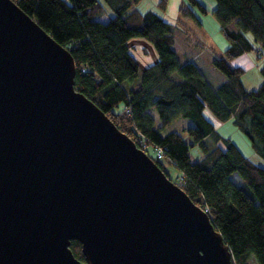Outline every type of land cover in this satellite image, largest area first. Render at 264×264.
<instances>
[{
    "label": "water",
    "instance_id": "95a60500",
    "mask_svg": "<svg viewBox=\"0 0 264 264\" xmlns=\"http://www.w3.org/2000/svg\"><path fill=\"white\" fill-rule=\"evenodd\" d=\"M76 73L67 47L0 0V264H234L209 214Z\"/></svg>",
    "mask_w": 264,
    "mask_h": 264
},
{
    "label": "trees",
    "instance_id": "16d2710c",
    "mask_svg": "<svg viewBox=\"0 0 264 264\" xmlns=\"http://www.w3.org/2000/svg\"><path fill=\"white\" fill-rule=\"evenodd\" d=\"M13 1L71 51L76 88L209 214L233 263L250 264L255 258L264 264V166L224 136L211 118L231 121L264 160V82L247 90L245 70L227 62L255 50L248 33L264 50V0H215L212 14L229 41L223 52H214L213 64L225 76L218 86L194 60L183 63L175 48L185 35L191 37L185 20L200 26L198 14L210 12L201 0H182L175 24L154 11L142 12V0H123L107 22L100 19L105 14L100 0ZM169 1L159 0L163 12ZM134 38L150 42L158 54L139 82L140 66L129 43ZM179 122L184 123L181 129L174 127ZM195 146L203 156L193 161L190 148ZM156 147L163 148V159H158ZM169 165L177 169V180L170 177ZM71 250L86 261L79 242L73 241Z\"/></svg>",
    "mask_w": 264,
    "mask_h": 264
},
{
    "label": "rangeland",
    "instance_id": "374dc122",
    "mask_svg": "<svg viewBox=\"0 0 264 264\" xmlns=\"http://www.w3.org/2000/svg\"><path fill=\"white\" fill-rule=\"evenodd\" d=\"M203 4L208 8L210 11L208 14H202V16H207V20L205 21L206 25H197V22L192 19H186V27L188 30H191V37L189 38V42L192 40L195 41L194 48L191 50L189 48H185L181 40H179L175 46L180 60L185 63L189 59L187 56H191L196 64L201 69L202 73L206 77V79L214 86H218L225 80L224 74L217 69L213 64L214 52L221 53L228 47L229 42L225 35L218 29L216 26H213L212 23L209 22L210 16L212 11L216 6L215 0H201ZM159 0H142L138 4V8L142 12L146 11H154L165 18V12H163L158 4ZM174 3V0H173ZM201 14L199 17L202 19ZM109 14H104L100 19L104 22L109 20ZM215 19V17H214ZM178 21V20H177ZM176 22V21H175ZM188 23V24H187ZM184 26V27H185ZM202 26V27H201ZM186 30V28H185ZM249 39L254 44L255 50L250 51L248 53L241 54L237 57L227 59L228 64L231 67H241L245 70L242 81L247 90H254L258 88L264 82V74L262 72V68L264 66V50L262 46L253 40V37L250 33L247 34ZM193 37V38H192ZM136 41H145V51L142 49L135 50V57L138 60L140 66V76L137 79V82L140 81L143 70L153 64L157 60V52L154 46L142 38H134L129 43L134 45ZM138 47V45H137ZM182 48V49H181ZM133 49V47H132ZM216 127L220 130V132L226 136L231 138L240 148L241 150L255 163L264 166V160L252 149L251 144L247 136H245L242 132H240L231 121L228 122H218L213 117H211ZM184 125L183 122H179L178 124L174 125L179 129L182 128ZM178 129V130H179ZM188 141L191 139L188 137L187 134H184ZM221 145L224 147L223 143ZM190 155L192 156V160L196 161L203 156V153L199 146L191 147L190 148ZM169 175L172 179L177 180L179 173L177 169L169 165L167 167ZM234 179L241 184L242 179L240 176L235 173L233 175ZM250 264H258L255 258H252Z\"/></svg>",
    "mask_w": 264,
    "mask_h": 264
},
{
    "label": "crops",
    "instance_id": "0c3cea01",
    "mask_svg": "<svg viewBox=\"0 0 264 264\" xmlns=\"http://www.w3.org/2000/svg\"><path fill=\"white\" fill-rule=\"evenodd\" d=\"M70 1V0H68ZM103 2L104 6H105V14H109V16H113L114 14V11L113 9L119 7V5H121V3L123 2V0H111V4L106 2V0H100ZM182 0H174V3H173V0H170L169 3H168V6H167V10H166V14H165V19L167 21H169L170 23H177L178 21V18H179V6L181 4ZM115 7V8H114ZM199 15V14H198ZM202 16V14H201ZM109 17V18H110ZM207 16H202V19L200 18L201 22H202V25H206L205 21H208L207 19ZM176 21V22H175ZM209 22L212 23L213 26H216L218 29H220V24L218 23V21L216 19H214L213 16H210L209 18ZM188 24V23H187ZM202 27V26H201ZM186 30H188L187 27H185ZM185 35V34H184ZM188 36H184L183 39L181 40L182 43H183V46L185 48H189V49H193L194 47V43L195 41H192V42H189V39H187ZM143 39V38H142ZM133 40V39H132ZM131 41V40H130ZM229 42V41H228ZM145 41H136V43L134 45H131V48L133 47L132 49V52L133 54L135 55V50H138V49H142L143 51H145V46H144ZM138 45V47H137ZM229 46V45H228ZM182 49V48H181ZM226 49V48H225ZM158 55V54H157ZM192 57L189 55L187 56V59H189L188 61H191L193 59H191ZM157 59H158V56H157Z\"/></svg>",
    "mask_w": 264,
    "mask_h": 264
},
{
    "label": "built area",
    "instance_id": "2783aa9c",
    "mask_svg": "<svg viewBox=\"0 0 264 264\" xmlns=\"http://www.w3.org/2000/svg\"><path fill=\"white\" fill-rule=\"evenodd\" d=\"M155 153H156L158 159H163V157H164V156H163V154H164L163 148H161V147H156V149H155Z\"/></svg>",
    "mask_w": 264,
    "mask_h": 264
}]
</instances>
